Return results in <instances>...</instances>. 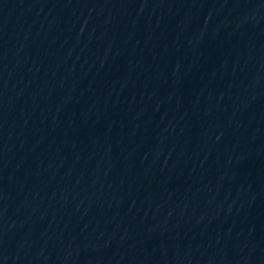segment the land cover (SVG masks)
Listing matches in <instances>:
<instances>
[{
  "label": "water",
  "instance_id": "95a60500",
  "mask_svg": "<svg viewBox=\"0 0 264 264\" xmlns=\"http://www.w3.org/2000/svg\"><path fill=\"white\" fill-rule=\"evenodd\" d=\"M0 264H264V0H0Z\"/></svg>",
  "mask_w": 264,
  "mask_h": 264
}]
</instances>
